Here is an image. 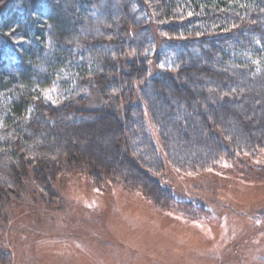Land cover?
<instances>
[{"label": "trees", "instance_id": "obj_1", "mask_svg": "<svg viewBox=\"0 0 264 264\" xmlns=\"http://www.w3.org/2000/svg\"><path fill=\"white\" fill-rule=\"evenodd\" d=\"M89 1L24 0L0 15V40L33 34L0 61V229L24 197L60 209L54 185L77 171L180 204L168 171L245 167L264 151V0H137L144 17L100 37L84 33ZM56 80L68 91L49 101ZM9 256L0 242V264Z\"/></svg>", "mask_w": 264, "mask_h": 264}, {"label": "rangeland", "instance_id": "obj_2", "mask_svg": "<svg viewBox=\"0 0 264 264\" xmlns=\"http://www.w3.org/2000/svg\"><path fill=\"white\" fill-rule=\"evenodd\" d=\"M89 2L84 33L91 37L118 28L124 15L135 16L134 24L144 17L137 0ZM24 4L0 0V15ZM52 29L44 26L47 47L54 43ZM25 30L14 28L1 38L0 61H12L29 44L33 34ZM65 82L45 89L46 99L64 96ZM246 163L222 162L206 174L168 171L169 185L184 203L167 205L119 181L104 180L97 188L77 171L54 185L60 209L29 196L11 206L0 242L9 264H264V151Z\"/></svg>", "mask_w": 264, "mask_h": 264}, {"label": "snow or ice", "instance_id": "obj_3", "mask_svg": "<svg viewBox=\"0 0 264 264\" xmlns=\"http://www.w3.org/2000/svg\"><path fill=\"white\" fill-rule=\"evenodd\" d=\"M189 15H191V13H189Z\"/></svg>", "mask_w": 264, "mask_h": 264}]
</instances>
